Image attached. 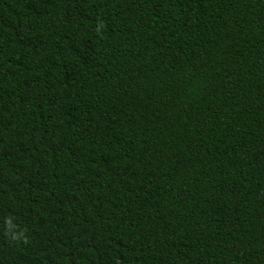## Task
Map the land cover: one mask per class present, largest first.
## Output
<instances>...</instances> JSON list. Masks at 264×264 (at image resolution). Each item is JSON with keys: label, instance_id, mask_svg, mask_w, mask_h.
Wrapping results in <instances>:
<instances>
[{"label": "trees", "instance_id": "obj_1", "mask_svg": "<svg viewBox=\"0 0 264 264\" xmlns=\"http://www.w3.org/2000/svg\"><path fill=\"white\" fill-rule=\"evenodd\" d=\"M0 264H264V0H0Z\"/></svg>", "mask_w": 264, "mask_h": 264}]
</instances>
